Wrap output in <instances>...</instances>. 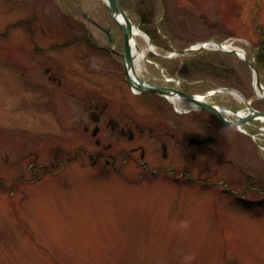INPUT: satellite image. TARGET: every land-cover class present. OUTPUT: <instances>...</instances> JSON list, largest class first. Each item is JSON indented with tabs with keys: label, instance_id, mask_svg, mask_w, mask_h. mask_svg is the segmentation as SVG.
<instances>
[{
	"label": "rangeland",
	"instance_id": "rangeland-1",
	"mask_svg": "<svg viewBox=\"0 0 264 264\" xmlns=\"http://www.w3.org/2000/svg\"><path fill=\"white\" fill-rule=\"evenodd\" d=\"M121 1L131 12L146 17L154 10L157 33H161L160 24L174 43L187 45L172 49L168 38L160 35L158 46L151 43L158 56L148 54L144 69L138 74L142 79L158 82L164 74L183 80L182 76L170 74L173 60L180 55H170L208 41H233L253 59L260 37H264V0H156V7L150 0ZM86 17L109 26L116 42L122 44V34L102 0H0V31L29 18L34 20L31 28L35 30H46L57 21L61 23V19L66 20L65 24L73 19V23L85 24L102 41L103 35ZM133 20L135 23L137 17ZM50 31L47 37L35 34L38 45L49 49L60 41L67 42ZM20 34L11 32L21 37ZM137 41L140 46L146 45L141 38ZM13 44L0 41V80L17 87L14 73L8 68L14 57ZM71 50L65 49L64 57ZM80 50L83 55L89 54L82 43ZM48 60H52L51 55ZM62 60L65 63L71 58ZM90 60L95 64L108 62L100 56ZM249 71L250 82L245 77L240 80L248 83V96L241 94L252 101L253 108L264 112V98L257 97ZM99 77L102 80L95 89L109 90L104 100L113 109L123 110L124 122L146 127L144 133H135L131 142L113 136L109 153L119 155L124 149L142 146L151 170L170 168L175 175L151 174L132 162L119 170L102 161L94 166L82 153L74 163L62 165L66 159L74 158L75 148H87L82 143V127L89 121L83 102L69 101V96L60 95L66 86L53 90V100L47 101L46 109L33 107L11 113V121L0 132L3 142L17 144L25 153L39 150L37 163L52 171L40 174L35 183L21 186L15 184L16 180L33 179L28 170L31 158L23 163L0 161V182L5 187V191L0 189V264H264V205H260L264 201L260 191L264 188V151L260 149L264 142L217 125L224 131L222 143L226 138L230 142L229 155L224 158L234 162L235 172L225 165L228 176L205 175V151L200 146H188L187 140L205 135L208 125L216 126L210 116L199 111L178 114L164 98L150 93L132 94L123 77ZM78 86L83 90L87 84L79 82ZM217 88L203 78L186 82L184 87L194 95ZM2 92L0 116L7 113L2 103H19L12 90ZM210 100L232 110L244 108L226 93ZM75 120L83 121L77 126ZM159 124L163 131L157 130ZM150 128L152 132L148 131ZM28 134L30 137L26 138ZM40 139L44 145L37 146ZM163 143L168 149L166 158L162 156ZM87 149L95 154L96 149ZM133 155L138 159L140 149ZM184 169L190 174L181 177ZM204 177V181L198 180ZM248 179L255 181L257 189L247 190ZM13 190L14 196H9Z\"/></svg>",
	"mask_w": 264,
	"mask_h": 264
},
{
	"label": "flooded vegetation",
	"instance_id": "flooded-vegetation-1",
	"mask_svg": "<svg viewBox=\"0 0 264 264\" xmlns=\"http://www.w3.org/2000/svg\"><path fill=\"white\" fill-rule=\"evenodd\" d=\"M87 19L97 30L101 32L103 35L102 41H98L85 24L80 23L79 21L73 23V19H70V23L67 21L65 24L66 28L50 31L53 35L56 37L58 36L61 40H64V38L68 37L66 39L67 42L72 43L66 47L64 46L65 43L63 44V41H60V44L49 49L38 45L37 40L34 38L35 34L39 32L43 36L47 37L48 30L32 29L31 25L34 21L32 18L19 20L17 23L8 25L6 26V29L0 31L1 42L9 41L15 43L12 45L14 46V48L12 47L14 57L8 68L12 70L18 83L17 87L14 85L12 87L11 84L0 80V96L3 93L2 90H12L14 95L18 96L17 101H19V103L16 105L2 103L4 110H6L7 113L0 116V132L4 130L5 126H8V122L10 120L9 115L11 113L13 115L17 111H26V109H32L33 107L37 108V110H43V108L46 109L48 105L47 101L53 100L54 93L52 91L58 90V88H64L66 86L64 90L62 89V91H59L61 96H69V98H71L68 99L69 101H73L74 99L80 100L84 103V112L86 113L89 124L82 127V131L85 135L82 143L85 142L87 148H93L96 149V151L93 155L84 145L78 146L74 149V158L72 160L69 158L66 159V161L61 163L62 165H70L74 163L77 160L79 154L82 153L84 158L91 161L94 166L102 161L107 167L113 170H119L126 166L129 162H132L138 166H142L145 171L150 172L151 174L159 175L160 173L166 174L170 172V174L174 176L175 172L170 168L165 169L157 167V169L151 170L149 163L144 160L145 151L142 146L132 147L129 151L124 149L120 151L119 155L109 153L113 149V144L110 142V139L113 138V136L117 135L119 138L118 140L120 141H122L124 138H127V140L131 142L135 138V133H144L146 131V127L145 125L136 122L131 124L124 122L123 110L119 108L113 109L112 105L104 100V98L110 93L109 90H104L103 88H99L98 90L95 89V85L99 84L102 80V77H99L101 74L111 75L116 80H119L120 77H123L125 85L129 88L126 82V68L122 57L124 51V40L122 36V44L116 42L117 40L112 35L109 26H104L90 18ZM20 25L23 27H19ZM80 25H82L83 28H80ZM104 29L109 31V35L104 32ZM12 31L20 32L21 37L18 35H11ZM80 38H82V40ZM81 43L83 46H85V50L87 48V51L85 52L89 54L83 55L84 52L80 50ZM68 48H71L72 52H70V55L65 54L66 56L64 57V50ZM49 55H51L52 60H48ZM52 55L56 57H53ZM92 56L106 58L108 62L95 64L92 60H90ZM69 57L71 60H66L64 63L62 58L64 59ZM79 82L87 84V87L83 90H80L78 86ZM129 90L131 91L130 88ZM81 95L83 96L80 97ZM194 111L196 110H192L190 108L186 112L178 114H187ZM204 114L210 116L207 113ZM210 117L216 122V126L208 125V129L205 132L206 134L202 137H191L205 139L207 141L201 145H190L189 140L191 138H189L187 140V145L200 146L205 151V156L208 158L205 162L204 170L207 173L205 175H212L215 177H217V175H221V177H226V175L228 176L229 172L225 171V165L232 169V173L235 172L234 162L225 160L224 158L225 155H229V147H231L230 142L226 138L225 144H223L224 141L222 143L221 139L223 137L224 131L219 129L217 125H225L221 124L212 116ZM82 121L75 120L73 123L79 126L80 122ZM160 124L157 126L159 128L157 130L163 131L164 128ZM12 128L14 127H7V129ZM226 128L235 130V128L229 126ZM108 129H110V133L107 132ZM148 131L152 132L153 129L150 128ZM28 137H30V134H28L26 138ZM23 139H21L20 142H22ZM42 139H40V142L37 143V146L44 145ZM138 148L140 149V156L137 159L133 153ZM162 149V156L166 158L168 149L165 143L162 144ZM39 157V150L25 153L22 150V147H18L17 144H6L0 138V161H2V163H23L26 159L31 158L29 161L30 165L28 170L33 179L27 182L24 180V178H20L16 180V185L18 183L21 186L24 184H32L41 178L40 174H52V171L48 169L47 166L37 163ZM212 159H214V161H212ZM220 165L223 166L222 169H219L218 166ZM185 174L190 173L184 169L182 171L181 177H183ZM199 179L204 181L205 177L198 178V180ZM252 181L255 183L254 180ZM225 187L227 191L230 190L229 186L225 185ZM0 189L5 191V187L2 182H0ZM8 194L9 196H14V190Z\"/></svg>",
	"mask_w": 264,
	"mask_h": 264
},
{
	"label": "trees",
	"instance_id": "trees-1",
	"mask_svg": "<svg viewBox=\"0 0 264 264\" xmlns=\"http://www.w3.org/2000/svg\"><path fill=\"white\" fill-rule=\"evenodd\" d=\"M121 7L125 10L129 18L138 25L139 29L146 33L151 40V43L158 46L160 44L159 37L163 36L164 39L167 37L172 45V49H183L187 45H181L179 43H174L173 38L168 37L167 30L162 28L160 24L158 27L161 31L160 35L157 33L156 27L154 26L155 20L153 17L154 10L148 15V17L142 15V13L136 12L133 13L129 10L126 4L119 0ZM152 6L156 7V0H150ZM65 21L61 19V23L57 21V24H53L52 27L46 28L47 30H60L66 28ZM137 22V23H136ZM80 28H83L80 25ZM51 34V33H50ZM68 37H66L67 39ZM82 40V38H80ZM219 40V39H218ZM72 42H66L65 47ZM254 63L259 72L260 82L264 85V37H260V41L256 46L253 57ZM175 64L171 67V75L176 77L182 76L185 81L183 84V89L186 86V82L198 80L200 78L207 79V82L213 83L218 87H228L233 88L244 96H248L245 87L248 83L240 81L242 77H245L246 80L250 82V71L247 64L239 59L234 53H223V52H211L207 50H199L188 53L187 55L180 56L179 59H174ZM208 79H210L208 81ZM185 90V89H184ZM259 107V106H258ZM257 107V108H258ZM256 184L252 179H248V188L247 190L257 189ZM260 190V188H258ZM264 193V188L260 190ZM260 205H264V201L260 202Z\"/></svg>",
	"mask_w": 264,
	"mask_h": 264
},
{
	"label": "water",
	"instance_id": "water-1",
	"mask_svg": "<svg viewBox=\"0 0 264 264\" xmlns=\"http://www.w3.org/2000/svg\"><path fill=\"white\" fill-rule=\"evenodd\" d=\"M105 6L107 7L108 14L110 18L115 22V24L119 27L121 30V33L123 35V40H124V51H123V60H124V65L126 68V82L128 86L135 91L138 94H155L158 96H162L167 98L168 95L171 93L177 94L182 100L186 102H190L196 106L195 110H200L203 112L208 113L211 115L214 119L219 121L221 124L229 127H234L237 128L241 125H244L248 122H251L253 120H261L264 118V112L259 111L251 107L250 103L239 93L237 90L230 89V88H219L220 91L223 92H235L236 94L240 95L244 99V105L245 107L249 110V114L247 116H239L236 115L235 119H227L224 116L223 111L219 110L218 107L211 105L207 102H201L196 99V97L192 94H189L187 92H184L182 90H177L172 87H162V86H157L154 84H151L145 80L140 79L137 76V73L135 71L134 67V62H133V56L131 53V47H130V40L132 39V30L134 28L137 29V26L133 24L131 19L127 16L126 12L123 10L121 7L120 3L118 0H103ZM122 19V23L118 21V19ZM104 32L109 35V31L104 29ZM214 43L218 46H221V44L218 41H214ZM202 47V46H200ZM196 47H190L181 51H175V54L179 55H184L187 54L191 51H195ZM229 52L235 53L239 58H241L251 69L252 74H253V83L254 87L256 90L263 92L264 87L260 83L259 79V72L258 69L255 65V63L250 60L244 53L243 50L240 48H234L230 50ZM206 93L205 95H207ZM262 121V120H261ZM205 139H198V138H191L189 140V144H197L201 145L203 144Z\"/></svg>",
	"mask_w": 264,
	"mask_h": 264
},
{
	"label": "bare ground",
	"instance_id": "bare-ground-1",
	"mask_svg": "<svg viewBox=\"0 0 264 264\" xmlns=\"http://www.w3.org/2000/svg\"><path fill=\"white\" fill-rule=\"evenodd\" d=\"M118 21L122 23V19L121 18H119ZM137 38H141L146 43V45L145 46H140L138 44ZM233 46H234L233 44L232 45L225 44L224 48L225 49H233L234 48ZM130 47H131V53H132V56H133V62H134L135 70H136V72H139V73L144 69L143 65L145 63H147L148 54L152 53V54L157 55V53L155 52L154 47L149 42L148 37L146 36V34H144L141 30L136 29V28H134L132 30V39L130 40ZM219 92L229 94L233 98L239 100L240 103H244V99L240 95L236 94L235 92H232V91L231 92L219 91ZM259 93L262 94L261 92H259ZM214 95H215V93L210 91L207 95H197L196 99L199 100V101H203V100H205L206 97H210V96H214ZM169 101L172 104H176L179 101V97L178 96H174L172 98H169ZM219 110L225 112L228 115H235L234 112L225 110V109H223L221 107L219 108ZM237 115L244 116V115H246V112L245 111H241ZM261 120H262V122H264V118H262Z\"/></svg>",
	"mask_w": 264,
	"mask_h": 264
},
{
	"label": "built area",
	"instance_id": "built-area-1",
	"mask_svg": "<svg viewBox=\"0 0 264 264\" xmlns=\"http://www.w3.org/2000/svg\"><path fill=\"white\" fill-rule=\"evenodd\" d=\"M252 138L253 140H257V141H261V142H264L263 141V138H264V129H261V132H257L255 134L252 135ZM261 150L264 151V147H260Z\"/></svg>",
	"mask_w": 264,
	"mask_h": 264
}]
</instances>
